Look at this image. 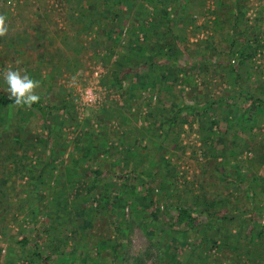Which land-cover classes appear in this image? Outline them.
Instances as JSON below:
<instances>
[{"label": "rangeland", "instance_id": "obj_1", "mask_svg": "<svg viewBox=\"0 0 264 264\" xmlns=\"http://www.w3.org/2000/svg\"><path fill=\"white\" fill-rule=\"evenodd\" d=\"M0 14V91L20 69L53 107L47 122L0 107V264H264V0H0ZM184 104L206 108L168 122ZM83 162L141 173L139 207L110 174L91 188ZM175 205L250 215L173 229Z\"/></svg>", "mask_w": 264, "mask_h": 264}, {"label": "trees", "instance_id": "obj_2", "mask_svg": "<svg viewBox=\"0 0 264 264\" xmlns=\"http://www.w3.org/2000/svg\"><path fill=\"white\" fill-rule=\"evenodd\" d=\"M236 13H238V12L236 11ZM141 64L144 65V63H139V64L137 63L135 65V68L140 66ZM150 65H152V62L150 63ZM40 97H41L40 102L34 103L31 107L37 108L39 110V113L42 115L43 120L45 122H47V116H48L47 111L53 107H51L48 104V102L46 101V98L44 96H40ZM251 102H254L257 105L262 106L260 101L257 99L252 98ZM7 105H13V101H11L9 99L8 94L0 91V107H4ZM205 108H206V105H204V106H191L188 104H184L183 106L177 108L172 113V115L168 118V122H173L176 118H178L179 112H181L184 109L196 110L202 114V112L205 110ZM44 140L46 141L47 147H49L48 140L47 139H44ZM30 144L31 143H29L28 145H30ZM49 151H52V150H50V147H49ZM263 159H264V155H263ZM83 166H84V172L91 176V181L93 183L91 188L95 187L96 183H99L100 185L105 184L104 188H107V189H108V187H112L108 184L107 179H106L107 175L110 174L111 175L110 177L112 180L114 179V180L125 181V182H121L120 185L114 184L113 181H111V180L109 181V183L110 182L113 183L112 185L115 186L117 188V191L119 192L118 197H116V196H113V197L118 198L119 201L124 202V203H126L129 200L132 209H136V207H139L140 204H139V201L137 200L138 197L135 195L134 190H132L131 188H127V183L130 182V179L128 177L129 174H132V176L138 178L141 176V173L135 172L136 170H134V168H133V170H126V168H125L123 170V172L115 173V172H111L109 170H103L99 167L93 168L89 164V162H83ZM143 182L146 184L145 179L143 180ZM91 188H89V190H91ZM248 190H251V189L249 188ZM147 191H148V189H147ZM107 194H108V191H107ZM148 196H149L148 203H149L150 207H149V210H144V211L150 212L151 215L157 216V218H161V215H163L162 209H159L156 206V202H155L152 195H150L148 193ZM104 197H103L104 198L103 202H101L103 206L108 204V203H111L110 202V200H111L110 194H109V196L105 195ZM145 209H147V208H145ZM244 214L250 215V212L248 213L246 211H241V210L234 211V212H225V211L224 212H219V211L210 212V210H206V212L204 214H201V213L196 214L185 206L175 205L170 210L169 215L163 217V221L170 228H173V229L179 228V229L188 230V229L194 228L199 223H204V222L210 223L213 219L233 220V219H236L237 217L244 215ZM251 214H252V216L250 218V222H248V229L249 230H252L255 227V221L254 220H255L256 214H254V213H251ZM127 227H125L124 229L126 230ZM260 234H261V230L258 231V235H260ZM18 241L21 244H26L28 242V238L22 237ZM123 241L124 240L122 239L121 244H119V246H121V248H122V253H123L122 245H124ZM36 255L41 258V260L43 261L44 264H48L49 256L41 257L38 253ZM117 255H118V253L116 252L115 259H117L119 257V255L118 256ZM133 264H145V257L142 254L137 256L136 258H134Z\"/></svg>", "mask_w": 264, "mask_h": 264}, {"label": "clouds", "instance_id": "obj_3", "mask_svg": "<svg viewBox=\"0 0 264 264\" xmlns=\"http://www.w3.org/2000/svg\"><path fill=\"white\" fill-rule=\"evenodd\" d=\"M9 34L7 17L0 14V38ZM3 80L7 85L6 92L13 106L17 108L31 107L41 100L37 89L41 87L39 80L33 79L26 71L20 69L7 68L3 72Z\"/></svg>", "mask_w": 264, "mask_h": 264}]
</instances>
